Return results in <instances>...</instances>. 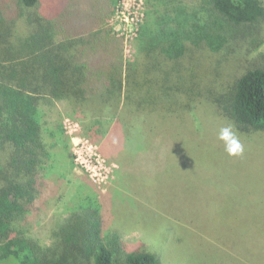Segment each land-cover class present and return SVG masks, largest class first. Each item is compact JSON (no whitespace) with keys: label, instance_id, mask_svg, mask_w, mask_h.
Wrapping results in <instances>:
<instances>
[{"label":"trees","instance_id":"trees-1","mask_svg":"<svg viewBox=\"0 0 264 264\" xmlns=\"http://www.w3.org/2000/svg\"><path fill=\"white\" fill-rule=\"evenodd\" d=\"M148 1L154 11L127 60L109 24L119 0H0V264H160L105 232L98 210L58 219L50 243L33 222L65 135L59 104L94 115L85 131L94 144L139 117L184 119L218 57L262 40L261 0ZM221 90L219 114L241 136L264 133V67Z\"/></svg>","mask_w":264,"mask_h":264},{"label":"rangeland","instance_id":"rangeland-1","mask_svg":"<svg viewBox=\"0 0 264 264\" xmlns=\"http://www.w3.org/2000/svg\"><path fill=\"white\" fill-rule=\"evenodd\" d=\"M151 10L144 0L138 30L124 40L127 60L138 54ZM113 16L109 24L121 34L125 21ZM259 39V44L242 40L218 57L200 104L186 118L139 117L130 129L119 127L93 144L89 155L93 165L101 162V170L87 172L73 142L85 137L94 115L59 104L55 122L65 135L54 151L42 211L33 219L45 242L58 219L88 208L99 211L105 232L117 233L131 249L157 254L160 264H264V133L241 136L213 102L246 69L264 67V21ZM229 125L242 154L229 155L218 138Z\"/></svg>","mask_w":264,"mask_h":264},{"label":"built area","instance_id":"built-area-1","mask_svg":"<svg viewBox=\"0 0 264 264\" xmlns=\"http://www.w3.org/2000/svg\"><path fill=\"white\" fill-rule=\"evenodd\" d=\"M144 7V0H119L118 5L115 8V11L113 12L114 16L117 19H120L121 21H125L126 26L123 28V32L120 34L118 33L120 29L113 26L115 32L118 36L122 37L125 41L129 39V37L132 38L133 34L135 33L138 28H134V25H139L140 21L142 20L141 17H143V10ZM118 21V20H117ZM121 26V24H120ZM129 27V29H128ZM136 29V30H135ZM117 30V31H116ZM79 142L76 141V137L73 138V142L75 143L76 154H77V161L84 167L87 172L95 171V167L98 166V164H101V162L98 161L97 165H93V159L91 158V155H89V151L92 152V147H95L88 138L78 136L77 138ZM77 142V143H76ZM87 152V156L85 153ZM93 153V152H92ZM96 160V159H95ZM99 170L102 169L101 166L97 167ZM97 175V174H95Z\"/></svg>","mask_w":264,"mask_h":264},{"label":"clouds","instance_id":"clouds-1","mask_svg":"<svg viewBox=\"0 0 264 264\" xmlns=\"http://www.w3.org/2000/svg\"><path fill=\"white\" fill-rule=\"evenodd\" d=\"M218 138L225 144V150L229 155H239L243 152V146L232 129V126L222 127Z\"/></svg>","mask_w":264,"mask_h":264}]
</instances>
